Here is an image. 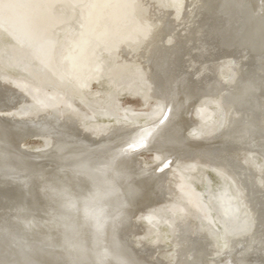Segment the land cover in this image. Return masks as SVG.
I'll use <instances>...</instances> for the list:
<instances>
[{"label": "bare ground", "instance_id": "obj_1", "mask_svg": "<svg viewBox=\"0 0 264 264\" xmlns=\"http://www.w3.org/2000/svg\"><path fill=\"white\" fill-rule=\"evenodd\" d=\"M188 1L176 18L163 0H0V34L19 45L3 70L30 85L25 93L0 77V264H208V256L211 264H264V0ZM65 25L75 26L74 38L58 56ZM134 65L149 86L131 97L161 103L158 118L137 127L98 117L90 126L71 99L96 115L92 100L101 96L83 92L102 73L111 108L123 93L116 82ZM225 69L234 75L226 84L218 78ZM212 100L223 127L190 139L198 121L182 112ZM24 102L30 113L11 117ZM27 138L47 149L24 148ZM146 151L159 156L148 176L137 157ZM170 167L206 183L222 253L213 231L192 218L189 191L167 182ZM181 201V213L165 211L176 246L165 262L158 233L133 218H157ZM139 228L151 244L134 245Z\"/></svg>", "mask_w": 264, "mask_h": 264}, {"label": "rangeland", "instance_id": "obj_2", "mask_svg": "<svg viewBox=\"0 0 264 264\" xmlns=\"http://www.w3.org/2000/svg\"><path fill=\"white\" fill-rule=\"evenodd\" d=\"M163 1L166 9L176 13V18H177L180 15V9L184 0H163ZM190 2L191 0L188 1V3ZM152 10L154 11L156 9L152 8ZM155 13H158V11H155ZM175 23L176 22H174V24ZM63 27L62 29L60 28L61 39L58 41V43H56L54 47V50L58 56L64 52L66 45L68 46L69 43L72 42L73 39L71 40V37H73V33L75 29V26L73 28L71 27L70 29H68L69 27L66 29V25ZM182 28L183 27L180 26L177 30L180 31ZM15 43L16 42L12 40V38L6 36L4 33L0 34V70H1L0 77L2 78L10 77L13 87L17 89H22V91H24L25 93H29L30 85L28 84V82L25 81V79L22 78L20 80L16 78V76L9 75L7 72H4L5 70H3V67H6L7 64H9L10 62L12 63L10 50L11 48L15 49L17 46H19L17 45V43L16 44ZM8 60L9 62L7 63ZM111 65L112 63L110 62L109 66ZM21 75L26 78V75L24 73H22ZM233 76H234L233 73L228 69H225L218 74V78L220 79L221 83H225V84L228 81L232 80ZM88 85L90 87L86 86L84 88L83 94L91 98L92 96L91 93L97 91V93L101 96V98H98V101L93 99L91 104L95 108L97 114L96 115L91 114L80 98H76V97L72 98L71 106L79 113H83L87 117L88 124L92 127L95 123H98L100 121L98 117L104 118L106 124H114V123L118 124L122 122H127L134 124L137 127H141L144 125L152 124L158 118L163 108V105L161 103L149 102L146 105H143L139 98L131 97V90L133 88H136L138 86H144V87L149 86L148 81L142 74V70L137 65H134L131 70H129L126 74H123L116 82V85L122 88L123 93L114 98L111 108L109 102L110 99L108 98V94L111 91V86L109 80L105 77V75L102 73H97L96 81L88 83ZM99 100H101L102 102ZM15 107L20 109L19 110L20 114H16V115L11 114V117L15 119L21 116L28 115L32 110V107L27 106L26 102L20 105L18 104ZM179 111L176 112L181 113ZM182 113H186V115L192 114L195 117V119L198 121V125L196 127L193 126L194 129L192 128L189 130L188 136L192 140H199L202 137L203 129L211 130L212 127L215 125L217 126V129L218 126L220 129L224 125L222 120L218 122L219 116L224 118V112L218 100H212L207 103L200 104L194 107L193 110L190 109L189 112L185 110ZM92 136L96 138L97 135L93 133ZM23 144H24L23 147L30 151L39 152L47 149L46 142L43 139H39V138H27L23 142ZM137 157L139 160H141V164H143L142 167L145 169V171L142 174L145 173L147 174V176L151 175L149 170L153 166H155L154 164L159 160L158 154L152 151L151 152L146 151L144 153L137 154ZM253 160L256 163L257 167H261L263 160L259 155L254 156ZM168 170H170V172L167 177V182H172L171 186L174 190L184 191L185 189L186 192L189 191L194 201L192 207V212H193L192 218L199 221L202 227L208 226V228H210V230L213 231L212 235L214 236L216 248H219V253H222L224 248L225 238L222 234V231L220 230L221 228L219 227L220 225H217L214 221L215 218L213 215V211L211 210L210 206L207 203L206 200L207 197L203 195V193L205 192L204 190L206 188V183L204 182V180L200 184L199 183L194 184L191 181L188 183L186 177L179 169H173V168L171 169L170 167ZM208 174L212 184L214 185V186L212 185L213 188H216V186L220 184L219 179L212 172H208ZM214 177H216L217 180ZM181 204L182 201L173 204L175 206L173 205L168 206V208L161 211V215H159V217L157 216L158 219L149 213L148 215L147 213L143 215L138 214L133 218L135 222L141 224V227L144 226V227H148V230L150 229L149 234L147 235H151L153 231L158 233V240L162 243V245L160 248L156 249L158 251L156 255L161 260H165V262H167L169 260L168 258H170V256H172L175 253V247H176L174 243L170 242L171 236H170V229L167 220V216L169 214L168 212L165 211L168 209V211L170 210V213L179 214L181 213L180 212ZM187 207L189 206L187 205ZM133 229L135 230L136 226H133ZM137 231L138 234L134 233L131 237L136 247L140 243L151 244L153 239L143 235L142 228H139V230ZM213 258L216 257L215 256L207 257L209 261L208 264H211L212 262L211 259Z\"/></svg>", "mask_w": 264, "mask_h": 264}]
</instances>
